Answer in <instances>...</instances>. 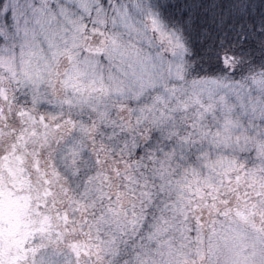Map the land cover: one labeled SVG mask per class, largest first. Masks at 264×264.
<instances>
[{
	"label": "snow or ice",
	"instance_id": "snow-or-ice-1",
	"mask_svg": "<svg viewBox=\"0 0 264 264\" xmlns=\"http://www.w3.org/2000/svg\"><path fill=\"white\" fill-rule=\"evenodd\" d=\"M0 264H264V0H0Z\"/></svg>",
	"mask_w": 264,
	"mask_h": 264
}]
</instances>
